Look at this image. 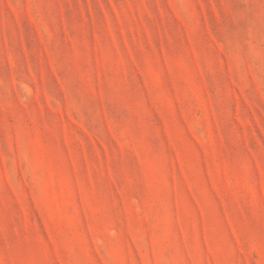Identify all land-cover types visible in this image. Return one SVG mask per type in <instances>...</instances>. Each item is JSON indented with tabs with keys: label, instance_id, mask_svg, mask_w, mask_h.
Masks as SVG:
<instances>
[{
	"label": "rangeland",
	"instance_id": "rangeland-1",
	"mask_svg": "<svg viewBox=\"0 0 264 264\" xmlns=\"http://www.w3.org/2000/svg\"><path fill=\"white\" fill-rule=\"evenodd\" d=\"M0 264H264V0H0Z\"/></svg>",
	"mask_w": 264,
	"mask_h": 264
}]
</instances>
